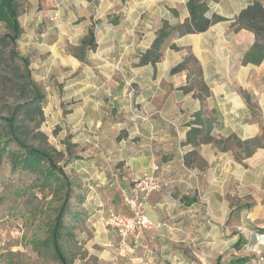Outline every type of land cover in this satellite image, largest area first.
<instances>
[{"label": "crops", "instance_id": "obj_1", "mask_svg": "<svg viewBox=\"0 0 264 264\" xmlns=\"http://www.w3.org/2000/svg\"><path fill=\"white\" fill-rule=\"evenodd\" d=\"M187 1L62 0L50 25L54 9L47 1L27 0L19 49L30 56L34 78L47 93V120L53 115L60 134L82 147L98 140L94 160L77 159L86 165L77 171L91 188L88 201L124 211L121 188L155 172L163 184L146 205L153 226L141 239L146 231L174 239L213 233L236 242L239 223L264 231V60L244 63L255 35L230 26L252 0H210L208 16L226 20L180 35L175 28L189 18ZM165 22L173 29L161 60L138 65ZM90 31L95 48L82 46ZM188 57L194 60L172 72ZM200 110L204 124L214 120V140L259 138V145L238 159L231 141L223 143L226 149L214 140L187 144Z\"/></svg>", "mask_w": 264, "mask_h": 264}, {"label": "trees", "instance_id": "obj_2", "mask_svg": "<svg viewBox=\"0 0 264 264\" xmlns=\"http://www.w3.org/2000/svg\"><path fill=\"white\" fill-rule=\"evenodd\" d=\"M26 1L0 0V170L6 161L12 172L35 175L42 187H48L58 194L62 203L50 225L47 237L36 243V249L40 255L52 258L55 264H74V257L67 249V243L75 238L74 225L68 223L66 218L71 212L74 181L65 171L68 161L65 152L51 144L48 135L42 130L46 121L44 107L47 93L34 78L30 56L22 54L19 49L18 42L23 34L19 16ZM209 1H187L189 18L175 28L180 35L204 32L212 24L226 20L218 14L208 16ZM230 26L234 31L248 29L254 33L255 42L243 61L260 64L264 60V2L250 1L234 17ZM1 29L4 31L1 32ZM172 29L168 22L164 23L152 46L140 54L138 65H155L161 60L164 42ZM82 46L96 47L92 31L85 37ZM173 48L177 46L174 45ZM193 60L188 57L173 67L172 72H178ZM201 89L207 92L204 84ZM202 114L201 110L195 113L196 118L190 123L191 128L187 133L186 143L194 147L214 140L210 136L214 120L210 118L204 124L200 119ZM214 141L223 149L229 147V144L223 143L231 141L230 146L239 150L236 154L238 159L250 156L259 145V138L242 141L235 136L229 140ZM192 154H197V151ZM76 196L78 201L84 202L80 195ZM242 242L244 239L241 238L237 244L238 250L241 249Z\"/></svg>", "mask_w": 264, "mask_h": 264}, {"label": "rangeland", "instance_id": "obj_3", "mask_svg": "<svg viewBox=\"0 0 264 264\" xmlns=\"http://www.w3.org/2000/svg\"><path fill=\"white\" fill-rule=\"evenodd\" d=\"M47 3L52 10L53 3ZM48 20L50 25L54 23ZM75 52L78 53V50ZM192 64L197 68L195 63ZM61 128L53 115L48 120L46 118L42 125L50 143L65 152L68 159L65 171L74 181L71 212L66 217L68 223L74 225L75 238L67 243L74 264H260L252 254L242 252L244 242L240 245L241 249H237L240 239H245L246 232L243 235L236 230V226L246 225L260 230L258 226L248 223L235 226L236 242L213 233L174 239L171 236L155 237L151 233L149 236L147 231L142 239L131 238L123 242L105 225L109 209L106 203L87 200L91 188L77 171L86 166L77 159L86 156L94 160L98 140L90 139V147H82L73 142L72 135L60 134ZM99 141L103 143V140ZM98 158L101 160V157ZM76 194L84 199L83 203L78 201ZM61 203L58 194L48 187H42L35 175L12 172L5 161L0 170V264H55L52 258L39 254L36 243L47 237ZM120 205L121 202L117 207Z\"/></svg>", "mask_w": 264, "mask_h": 264}, {"label": "built area", "instance_id": "obj_4", "mask_svg": "<svg viewBox=\"0 0 264 264\" xmlns=\"http://www.w3.org/2000/svg\"><path fill=\"white\" fill-rule=\"evenodd\" d=\"M53 3L54 13L50 19L54 20L58 15V9L62 6V0H46ZM102 2V0H99ZM128 95L133 97L135 89L133 84L127 81ZM139 118H146L135 113ZM162 179L155 173H144L134 179L128 186L122 187L120 192L126 210L112 209L107 213L105 225L113 230L120 239L125 242L131 238H140L141 232L151 228L153 222L145 212L146 205L152 194L162 187ZM236 230L244 235V247L242 252L252 254L260 264H264V232L254 229L252 226L238 225Z\"/></svg>", "mask_w": 264, "mask_h": 264}]
</instances>
